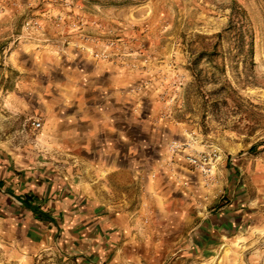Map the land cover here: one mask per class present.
Masks as SVG:
<instances>
[{
    "label": "rangeland",
    "instance_id": "obj_1",
    "mask_svg": "<svg viewBox=\"0 0 264 264\" xmlns=\"http://www.w3.org/2000/svg\"><path fill=\"white\" fill-rule=\"evenodd\" d=\"M53 166L90 243L4 191ZM0 264H264V0H0Z\"/></svg>",
    "mask_w": 264,
    "mask_h": 264
},
{
    "label": "crops",
    "instance_id": "obj_2",
    "mask_svg": "<svg viewBox=\"0 0 264 264\" xmlns=\"http://www.w3.org/2000/svg\"><path fill=\"white\" fill-rule=\"evenodd\" d=\"M82 122L79 118L69 120L67 128L72 130L85 128L86 125ZM71 140L68 137V142ZM63 141L61 140V143ZM13 170H16V168L13 167L11 171ZM101 170L103 173H107V175L113 172V169L110 167H102ZM47 171L44 172L45 176L42 179L38 177L39 180L41 179V182L37 178L35 181L34 179L27 178V181L24 182L20 179L24 176L23 172L17 176L9 173L4 191L19 200L22 198L18 197L19 194L29 197V203L38 208L46 218H37L30 211L27 210V212L39 221L37 223H45V226H50L51 229L53 227L60 229L66 241L72 244L77 241H87L90 243L92 241L91 237H98L100 233L94 231V228L97 227L95 222H88L86 220V216L82 213V208L91 207L93 201L89 200L90 198L83 190L77 188L73 182L67 180L65 174L58 167L53 166ZM115 173L118 174L119 172L115 170ZM9 198L12 199L11 197ZM82 202L85 204L81 205ZM46 227L45 230L48 231Z\"/></svg>",
    "mask_w": 264,
    "mask_h": 264
},
{
    "label": "trees",
    "instance_id": "obj_3",
    "mask_svg": "<svg viewBox=\"0 0 264 264\" xmlns=\"http://www.w3.org/2000/svg\"><path fill=\"white\" fill-rule=\"evenodd\" d=\"M21 205L24 209L30 211L33 215H35L37 218H46V216L36 207L32 206L29 203V197L23 196L21 198Z\"/></svg>",
    "mask_w": 264,
    "mask_h": 264
},
{
    "label": "built area",
    "instance_id": "obj_4",
    "mask_svg": "<svg viewBox=\"0 0 264 264\" xmlns=\"http://www.w3.org/2000/svg\"><path fill=\"white\" fill-rule=\"evenodd\" d=\"M35 127H38V124H35Z\"/></svg>",
    "mask_w": 264,
    "mask_h": 264
}]
</instances>
